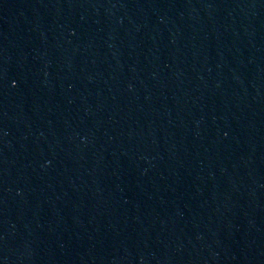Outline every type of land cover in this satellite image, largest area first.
Returning a JSON list of instances; mask_svg holds the SVG:
<instances>
[{
	"label": "water",
	"instance_id": "1",
	"mask_svg": "<svg viewBox=\"0 0 264 264\" xmlns=\"http://www.w3.org/2000/svg\"><path fill=\"white\" fill-rule=\"evenodd\" d=\"M0 264H264V0H0Z\"/></svg>",
	"mask_w": 264,
	"mask_h": 264
}]
</instances>
